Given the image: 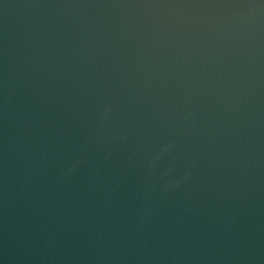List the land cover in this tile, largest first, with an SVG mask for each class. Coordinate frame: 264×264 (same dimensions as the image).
I'll list each match as a JSON object with an SVG mask.
<instances>
[{"label":"water","instance_id":"water-1","mask_svg":"<svg viewBox=\"0 0 264 264\" xmlns=\"http://www.w3.org/2000/svg\"><path fill=\"white\" fill-rule=\"evenodd\" d=\"M0 264H264V0H0Z\"/></svg>","mask_w":264,"mask_h":264}]
</instances>
